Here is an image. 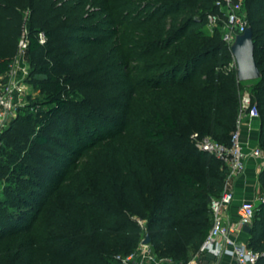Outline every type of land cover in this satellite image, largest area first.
Here are the masks:
<instances>
[{"label": "trees", "instance_id": "obj_1", "mask_svg": "<svg viewBox=\"0 0 264 264\" xmlns=\"http://www.w3.org/2000/svg\"><path fill=\"white\" fill-rule=\"evenodd\" d=\"M87 1L77 6L84 9ZM95 1L99 10L74 22L76 10L60 22L69 11L59 8L40 28L27 22V82L50 93L30 99L33 112L18 115L0 140L22 155L12 165L17 176L8 201L17 209L0 207V264H119L117 256L133 253L147 235L159 257L187 262L209 235L211 197L223 191L227 170L196 148L191 128L229 145L245 92L218 63L232 54L223 25L213 35L204 31L208 15L219 12L216 2ZM39 3L31 6L44 20L46 8ZM244 8L257 17L250 27L262 75L250 93L260 111L264 149V0H244ZM99 16L103 21L92 24ZM110 49L121 66L111 70L120 99L115 115L108 114L111 106L101 115L72 105L70 98L83 101L82 93L96 89L69 74L73 59L79 56L88 67ZM16 56L0 35L4 82ZM25 120L39 127L28 146ZM11 132L14 139L5 141ZM204 162L210 171L198 177L193 169ZM259 183L264 195V169ZM248 247L264 264V198Z\"/></svg>", "mask_w": 264, "mask_h": 264}, {"label": "built area", "instance_id": "obj_2", "mask_svg": "<svg viewBox=\"0 0 264 264\" xmlns=\"http://www.w3.org/2000/svg\"><path fill=\"white\" fill-rule=\"evenodd\" d=\"M215 2L219 12L209 14L207 24L211 28L223 25V40L232 51L237 36L244 34L249 28L243 13L244 0H215ZM39 40L41 44L46 42L44 33L39 34ZM28 45L29 32L25 30L16 56L19 64L18 72L13 74L10 70L7 82H4L3 76L0 75V140L9 123L17 118L19 110L26 105L27 78L30 72L26 56ZM240 102L236 129L231 135L229 145L222 144L211 136H201L197 133L192 136V141L198 150L214 156L227 170L223 191L220 195L211 197L212 226L200 250L187 262L174 261L171 258L159 257L151 244H143V239L133 253L117 256L119 264H202L199 258L205 255L212 256L215 259L214 264H221L224 257L230 258V264H257L261 254L237 240V236L243 232L245 226L252 227L256 216V205L243 202L239 208L237 222L231 221L227 216L235 196L234 180L245 172L247 161L250 158L258 160L260 170L264 169V149L257 146L246 152L241 141L242 125L247 120L260 118L259 108L250 92H244Z\"/></svg>", "mask_w": 264, "mask_h": 264}, {"label": "rangeland", "instance_id": "obj_3", "mask_svg": "<svg viewBox=\"0 0 264 264\" xmlns=\"http://www.w3.org/2000/svg\"><path fill=\"white\" fill-rule=\"evenodd\" d=\"M40 0H0V35L4 37V40L9 42V45L16 48V54L18 52L19 44L23 38V34L25 30L28 31L27 22L33 20L36 24V27L40 28L39 26L48 20L54 15H51V11L64 9L68 10L69 12L66 13L61 17L59 20L60 22L66 21L71 14L72 10H76L77 15H74L70 22H74L77 18H81L82 16H86L89 13H92L94 10L97 11L98 5L96 4L95 0H88L85 8L83 9V5L81 7L77 6L83 0H51L48 3H39ZM35 3V7L38 3L41 6L46 8V14L44 20L40 19L41 12H37L34 14V7L31 6V3ZM243 13L246 17L248 26L252 25L253 19H256V13L253 10L249 12L247 8H244ZM97 21H103V16H99L98 19L92 21V24H95ZM217 28V27H216ZM216 28H211L208 24L204 27V31L207 34L213 35ZM219 28V27H218ZM43 30V29H40ZM223 32V30H222ZM78 50H75V53ZM80 57H75L71 63L69 74L75 76L81 82H91L96 87L95 90L91 92L82 93L84 96V100L80 101L79 99H72V105H79L84 104L87 105L88 108L92 110L99 111L98 114L105 115L108 111L105 109L104 106H111V112H108L110 116L115 115V111L113 107L119 104L120 99H118L119 91L116 90L117 83L114 80L115 74L111 72V70H119L121 66L119 65L118 59L119 54L116 51L110 49L100 52L97 58L89 60L88 67H84L83 63L79 61ZM218 63L221 67L224 68L225 71L235 74L237 76V63L236 60L231 54L228 57H220L218 59ZM18 61L16 60L12 64V73L18 72ZM95 68L102 69L97 73V75H92V70ZM243 83V91L250 92L251 88L255 84V81H247ZM50 92L40 87H35L30 83H27V96L25 99L26 105L21 108L18 112V115L23 117L29 116L33 112V107H31L30 99L32 100H43ZM110 93V94H109ZM113 94V95H112ZM78 106L74 107L75 110H78ZM113 108V109H112ZM17 115V117H18ZM16 119V118H15ZM14 119V120H15ZM93 121L97 122V119L93 118ZM38 121H31L27 122L26 120L22 122L21 126L26 130L27 137H26V145H30L32 142V135L33 132H38ZM12 121L9 123L8 128H10ZM196 127L191 128V130H195L194 134H196L197 130ZM6 129V130H7ZM190 129H184L185 133H189ZM193 134V133H192ZM193 134V135H194ZM199 134V133H197ZM192 135V136H193ZM200 135V134H199ZM191 136V138H192ZM6 140H13L14 133H7ZM27 145V146H28ZM21 153H19L16 149L7 145V142L0 143V172L3 174V178L0 179V207L3 206L8 211L14 212L16 211L17 207L13 206L9 201L10 192L12 188H14V181L16 180L17 174L13 170V162H20L22 161ZM207 162H204L201 166H197L193 169V172L198 176L201 177L206 172H209L210 169L205 166ZM264 198V195L260 196L259 202L256 205V208L259 207L261 204V200Z\"/></svg>", "mask_w": 264, "mask_h": 264}, {"label": "crops", "instance_id": "obj_4", "mask_svg": "<svg viewBox=\"0 0 264 264\" xmlns=\"http://www.w3.org/2000/svg\"><path fill=\"white\" fill-rule=\"evenodd\" d=\"M261 130L260 118H254L247 120L241 129V141L244 144L246 152H250L253 148L259 146V137ZM260 162L253 158L247 161V167L245 172L234 180V201L227 212L228 218L237 222L239 219V208L243 202H251L257 205L260 196L263 195L260 189L259 174L261 172ZM249 234L244 231L237 236V240L245 245H248ZM197 253V252H196ZM194 252L191 253L190 258L195 256ZM215 259L212 256L205 255L199 258V262L202 264H214ZM229 257H224L221 264H230Z\"/></svg>", "mask_w": 264, "mask_h": 264}, {"label": "water", "instance_id": "obj_5", "mask_svg": "<svg viewBox=\"0 0 264 264\" xmlns=\"http://www.w3.org/2000/svg\"><path fill=\"white\" fill-rule=\"evenodd\" d=\"M232 54L237 63V77L239 82L256 81L261 78V70L255 59L254 33L251 27L242 35H238L232 46ZM252 227L245 226L244 231L251 233ZM143 244H151L149 235L143 241Z\"/></svg>", "mask_w": 264, "mask_h": 264}]
</instances>
